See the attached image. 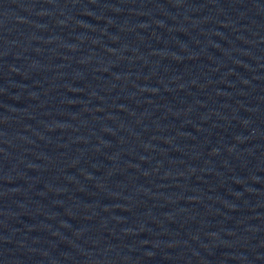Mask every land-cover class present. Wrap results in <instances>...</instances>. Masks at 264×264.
<instances>
[{
  "label": "water",
  "instance_id": "water-1",
  "mask_svg": "<svg viewBox=\"0 0 264 264\" xmlns=\"http://www.w3.org/2000/svg\"><path fill=\"white\" fill-rule=\"evenodd\" d=\"M0 264H264V0H0Z\"/></svg>",
  "mask_w": 264,
  "mask_h": 264
}]
</instances>
